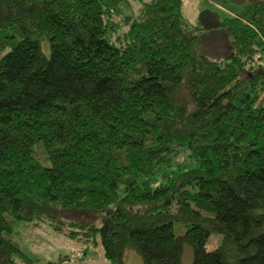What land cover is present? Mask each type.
Here are the masks:
<instances>
[{"label": "trees", "instance_id": "1", "mask_svg": "<svg viewBox=\"0 0 264 264\" xmlns=\"http://www.w3.org/2000/svg\"><path fill=\"white\" fill-rule=\"evenodd\" d=\"M219 2L241 9L188 28L182 0L136 17L128 0H0V264H35L17 242L41 224L98 237L108 264H183L184 245L190 264H264V0ZM222 37L231 55L196 54Z\"/></svg>", "mask_w": 264, "mask_h": 264}, {"label": "rangeland", "instance_id": "2", "mask_svg": "<svg viewBox=\"0 0 264 264\" xmlns=\"http://www.w3.org/2000/svg\"><path fill=\"white\" fill-rule=\"evenodd\" d=\"M151 1L153 0H128L129 5L123 8L121 15L136 17L141 8V3H149ZM219 1L220 0H182L181 13L188 24V28L196 25L197 14L201 10L218 9L219 11H223V13L225 12L229 15L232 12H237L241 9V6L230 5L228 3L221 4ZM123 19L124 18L119 16L114 18L113 21L123 25ZM124 31H126V29H119L116 33V37H121ZM42 48L44 54L47 55L48 51L45 43L42 44ZM231 53L232 49L225 37L219 38L215 41L204 40L196 49V54L207 55L210 58L212 57L217 60H222L223 56L231 55ZM253 60L257 63L254 66H257L258 63L264 64V51L254 56ZM261 100L264 102V93L261 95ZM33 155L41 164L47 166L48 163H45L39 148L34 149ZM186 161L187 159L183 160V158H180L177 162L184 164ZM59 216L60 219L68 223H85L95 224L98 227L100 226V218L89 211L66 210L60 212ZM19 236V242L17 243L22 251L27 252L28 254L31 253L35 256L34 258H31L34 261L36 260L35 264H59L61 260H63L64 264H108L103 258L98 237H96L97 245H89L87 247L84 240H70L54 231V229L48 224L37 225L35 229L31 227L24 229ZM220 242L221 236L213 234L206 243V251H213L217 246H219ZM124 256L125 264H130L129 261H131V259H134V261L139 260L137 256L130 251L126 252ZM191 262L192 250L188 245H184L182 263L190 264Z\"/></svg>", "mask_w": 264, "mask_h": 264}, {"label": "crops", "instance_id": "3", "mask_svg": "<svg viewBox=\"0 0 264 264\" xmlns=\"http://www.w3.org/2000/svg\"><path fill=\"white\" fill-rule=\"evenodd\" d=\"M103 254V253H102ZM124 258H125V256H124ZM138 258V257H137ZM139 259V258H138ZM130 262V264H134V262H135V264H142V262H141V260L139 259L138 261H134V259H131V261H129ZM137 262V263H136ZM124 264H125V261H124Z\"/></svg>", "mask_w": 264, "mask_h": 264}]
</instances>
